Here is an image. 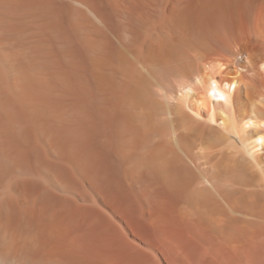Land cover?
Returning a JSON list of instances; mask_svg holds the SVG:
<instances>
[{
  "label": "bare ground",
  "instance_id": "6f19581e",
  "mask_svg": "<svg viewBox=\"0 0 264 264\" xmlns=\"http://www.w3.org/2000/svg\"><path fill=\"white\" fill-rule=\"evenodd\" d=\"M0 264H264V0H0Z\"/></svg>",
  "mask_w": 264,
  "mask_h": 264
}]
</instances>
